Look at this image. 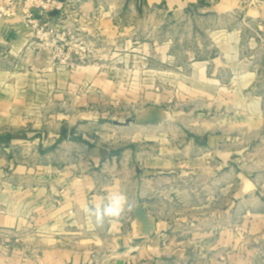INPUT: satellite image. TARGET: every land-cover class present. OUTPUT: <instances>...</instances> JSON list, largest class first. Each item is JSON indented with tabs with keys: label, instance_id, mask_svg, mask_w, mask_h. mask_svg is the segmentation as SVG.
<instances>
[{
	"label": "rangeland",
	"instance_id": "1",
	"mask_svg": "<svg viewBox=\"0 0 264 264\" xmlns=\"http://www.w3.org/2000/svg\"><path fill=\"white\" fill-rule=\"evenodd\" d=\"M232 1L233 11L230 0H51L46 8L32 0L0 16V144L5 133L47 136L56 130L51 115L80 117L85 107L48 106L54 85L68 80L84 85L74 97L90 96L97 117L82 122L88 141L72 142L110 149L122 180L137 182L142 195L153 180L152 210L175 223L193 206L178 203L184 181H197L184 195L195 197L197 216L186 229L187 244H196L185 262L172 251L138 260L119 254L105 235L90 264H264V17L255 12L264 0ZM109 21L115 27L103 26ZM151 164L165 174L142 175ZM122 191L127 203L116 220L129 231L135 188ZM35 233L2 232L0 245L17 249Z\"/></svg>",
	"mask_w": 264,
	"mask_h": 264
},
{
	"label": "crops",
	"instance_id": "2",
	"mask_svg": "<svg viewBox=\"0 0 264 264\" xmlns=\"http://www.w3.org/2000/svg\"><path fill=\"white\" fill-rule=\"evenodd\" d=\"M174 1L146 0L149 5H170ZM235 7L236 3L230 0L228 9L233 11ZM249 11L251 13L254 10L251 8ZM255 12L256 16L264 17V5L256 7ZM104 25L115 27L113 21ZM64 74L68 76V73H60ZM61 82L51 90L48 106L85 107L86 110L79 113L80 117L73 120L65 114L51 115L56 130L47 136L44 133L37 136L40 132L27 134L23 138L15 134H3L7 136V142L0 144V237L2 232L11 230L22 231L25 235L27 226H33L37 233L30 239L32 242L27 244L24 238V243L14 250L0 245V264H90L93 253L104 250L105 241L102 237L105 235L115 242V250L119 254L129 252L131 258L138 260L172 251L176 253L179 263L185 262L187 253L196 244H187L186 229L195 226L197 216L195 197L186 198L184 195L190 191L195 193L192 189H196L197 181H184L183 195L177 196L178 203L185 207L187 204L193 206L188 211L184 208L183 212L178 213L175 223L164 212L152 210L151 205L158 197L154 192L153 180L145 181V194L142 195L138 191L137 182L131 184L122 180L124 166L116 163L110 149L72 142L88 141L87 130L82 122L87 121L88 127L90 121H95L97 117L90 110V96L83 94L74 97L76 88L83 87V84H74L68 80ZM66 124H70L72 129L67 128ZM46 137L50 141L48 149L44 143ZM27 138L33 141L30 143ZM214 140L213 137L208 138L212 147L215 146ZM26 150L30 151L28 158L23 155ZM47 151L49 154H45ZM161 168L151 164L139 170L142 175L153 177L156 173L165 174ZM178 168H185V165ZM195 168L194 165L193 172H190L194 177ZM180 171L185 172V169ZM129 186L135 188L134 194L128 196L129 202L136 205L130 230L126 231L123 223L115 218L109 220L106 229L101 232V226L85 213V206L99 204L110 192H123ZM163 198L173 200L167 196ZM71 209L74 215H69ZM47 220L48 224L45 222ZM198 236L194 229L188 231L192 241L195 242Z\"/></svg>",
	"mask_w": 264,
	"mask_h": 264
},
{
	"label": "clouds",
	"instance_id": "3",
	"mask_svg": "<svg viewBox=\"0 0 264 264\" xmlns=\"http://www.w3.org/2000/svg\"><path fill=\"white\" fill-rule=\"evenodd\" d=\"M127 203L125 194L119 191L110 192L104 201L92 207L85 206L84 211L89 218H94L95 223L100 225L105 218H116L124 211Z\"/></svg>",
	"mask_w": 264,
	"mask_h": 264
},
{
	"label": "built area",
	"instance_id": "4",
	"mask_svg": "<svg viewBox=\"0 0 264 264\" xmlns=\"http://www.w3.org/2000/svg\"><path fill=\"white\" fill-rule=\"evenodd\" d=\"M32 1V0H4L2 4H0V16L1 15H5L8 10L7 8H9V6H14L17 5L16 2H20V3H25V6L31 7V5H29L28 3ZM34 1V0H33ZM51 0H37V5L41 6L42 8H46V3L50 2ZM54 3V8H56V10H61L62 9V4H57L55 2Z\"/></svg>",
	"mask_w": 264,
	"mask_h": 264
}]
</instances>
